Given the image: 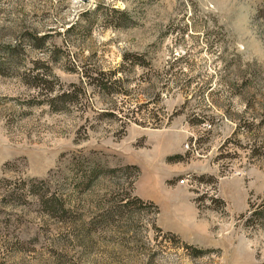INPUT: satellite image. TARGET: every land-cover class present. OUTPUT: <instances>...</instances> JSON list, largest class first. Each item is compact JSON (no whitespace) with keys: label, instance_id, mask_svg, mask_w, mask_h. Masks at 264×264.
Instances as JSON below:
<instances>
[{"label":"rangeland","instance_id":"1","mask_svg":"<svg viewBox=\"0 0 264 264\" xmlns=\"http://www.w3.org/2000/svg\"><path fill=\"white\" fill-rule=\"evenodd\" d=\"M0 264H264V0H0Z\"/></svg>","mask_w":264,"mask_h":264},{"label":"trees","instance_id":"2","mask_svg":"<svg viewBox=\"0 0 264 264\" xmlns=\"http://www.w3.org/2000/svg\"><path fill=\"white\" fill-rule=\"evenodd\" d=\"M48 202H49V200H48Z\"/></svg>","mask_w":264,"mask_h":264}]
</instances>
